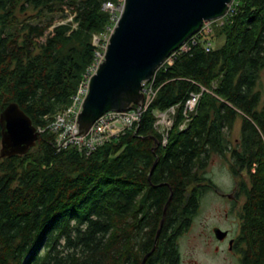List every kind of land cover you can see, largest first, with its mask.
Masks as SVG:
<instances>
[{
	"label": "trees",
	"instance_id": "16d2710c",
	"mask_svg": "<svg viewBox=\"0 0 264 264\" xmlns=\"http://www.w3.org/2000/svg\"><path fill=\"white\" fill-rule=\"evenodd\" d=\"M106 1L0 0V117L17 104L39 130L26 155L0 159V264L177 261L203 197L217 190L205 175L215 155L230 156L244 198L242 264H264V0H234L212 23L222 45L208 51L201 32L161 66L132 130L90 155L60 151L50 126L102 53L93 39L112 26ZM58 13L75 17L58 25ZM172 109L162 134L157 112ZM2 130L0 121V149Z\"/></svg>",
	"mask_w": 264,
	"mask_h": 264
},
{
	"label": "water",
	"instance_id": "95a60500",
	"mask_svg": "<svg viewBox=\"0 0 264 264\" xmlns=\"http://www.w3.org/2000/svg\"><path fill=\"white\" fill-rule=\"evenodd\" d=\"M233 1L126 0L103 61L91 78L78 117L79 133L87 134L110 111L141 106L143 83L151 81L166 60L198 34L206 22L225 18ZM0 121L3 124L1 159L24 156L36 146L39 130L19 105H9ZM216 234L219 239L227 235L219 229Z\"/></svg>",
	"mask_w": 264,
	"mask_h": 264
},
{
	"label": "built area",
	"instance_id": "2783aa9c",
	"mask_svg": "<svg viewBox=\"0 0 264 264\" xmlns=\"http://www.w3.org/2000/svg\"><path fill=\"white\" fill-rule=\"evenodd\" d=\"M126 0H108L104 3L103 10L109 13L111 23L113 26L108 28L105 35L111 34L114 30V26L118 23L121 15L124 11ZM210 23H205L202 30L198 33L200 34L204 30H210ZM103 35V37L105 36ZM106 38V37H105ZM110 35L107 39L94 36L93 43L96 47H99L102 51L107 49ZM196 35L193 37L192 41L196 43ZM188 42V41H187ZM211 45H207V50L209 51ZM189 47L185 43L178 51L174 52L165 63L171 65L173 60L176 58L178 53L188 51ZM97 58L94 64L88 68V70L83 75L82 81L78 87L76 94L72 98V103L68 109L57 114L54 122L51 124L50 129L53 133L57 134L56 146L61 150H68L69 148L76 149L80 153L90 155L97 148L101 147L105 143H108L114 138L119 137L124 134L127 130H132L137 124L140 123L143 113L147 110L150 104L153 102L156 91L153 88V83L151 81L143 83V93L144 102L141 106H134L128 111H110L103 116H101L90 128L87 134L83 135L79 133L78 117L82 112L83 104L88 96L90 89V81L92 76L98 70L100 63L103 61L104 54L98 52L96 54ZM164 63V64H165ZM163 64V65H164ZM199 95L193 94L190 100L186 104L187 111H193ZM174 110L167 112H157V126L162 134H165L173 125V120L171 114Z\"/></svg>",
	"mask_w": 264,
	"mask_h": 264
},
{
	"label": "rangeland",
	"instance_id": "374dc122",
	"mask_svg": "<svg viewBox=\"0 0 264 264\" xmlns=\"http://www.w3.org/2000/svg\"><path fill=\"white\" fill-rule=\"evenodd\" d=\"M65 14L69 16L68 11H66ZM27 17L35 18V13L30 12L28 13V15L22 16L21 19H25ZM60 17V13L55 15L56 24L58 25L72 22L75 16H71L66 20H61ZM42 18L44 21L45 19L47 20L48 17H40V19ZM222 20L223 19L218 20V22L221 24ZM207 23H210L208 25L210 30L206 29L203 32L208 34L206 39H210V41L212 42V44L211 42L209 43L211 47L215 48L222 45L223 39H220L215 35V32L213 30L214 24H212L213 22ZM76 27L77 24H74L73 28ZM109 35L111 34L109 33ZM108 36L105 35L104 37H99H102L105 40ZM105 51L106 50L102 51V53L104 54ZM259 88L264 89V72L262 73L260 78ZM239 138L240 129L238 123V126L231 134L233 147H235V145L239 143ZM229 158V155L227 156V158L215 155L212 158L210 165L206 169V177L212 180V182L216 185L217 190L210 191L203 197L198 215L194 218L188 232H186L182 237V240H180L182 255L183 257L188 259L189 264L233 263L231 257L228 254H225L226 252H221V254L219 255L215 254L214 244H212L210 241L211 239L209 232V229H211L215 225L223 226L224 228L234 227V225L232 224L234 220L231 217L230 219L226 218V213L228 212V214H230L229 211H231L232 206L230 204V201L226 197H224L231 193L236 187V180L232 172L230 171Z\"/></svg>",
	"mask_w": 264,
	"mask_h": 264
},
{
	"label": "flooded vegetation",
	"instance_id": "af4514ba",
	"mask_svg": "<svg viewBox=\"0 0 264 264\" xmlns=\"http://www.w3.org/2000/svg\"><path fill=\"white\" fill-rule=\"evenodd\" d=\"M216 191V190H214ZM226 197L232 206L230 214L228 212L226 213V218L230 219V217L234 220L233 225L234 227L231 228H224L223 226L215 225L211 229H209L210 232V241L212 244H214V251L215 254L219 255L221 252L228 254L231 257V260H233L232 264H242V260L244 259V252H246V244L241 242V232H242V209H243V203L244 198L243 196L238 192L237 188L235 187L234 190L229 193L228 195L224 196ZM221 230L223 232H226L227 235L223 239H219L216 230ZM158 264H164V263H158ZM165 264H189L188 259L181 257L176 260H168L165 261ZM230 264V263H228Z\"/></svg>",
	"mask_w": 264,
	"mask_h": 264
}]
</instances>
